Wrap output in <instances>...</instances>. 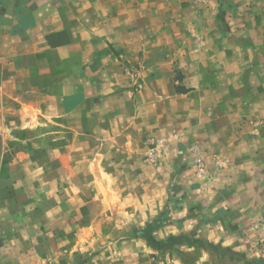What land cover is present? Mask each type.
I'll use <instances>...</instances> for the list:
<instances>
[{
  "label": "rangeland",
  "instance_id": "1",
  "mask_svg": "<svg viewBox=\"0 0 264 264\" xmlns=\"http://www.w3.org/2000/svg\"><path fill=\"white\" fill-rule=\"evenodd\" d=\"M254 1L255 23L264 31V6ZM228 12L226 6L220 15ZM221 20L224 30L228 22ZM192 25L197 28L198 21ZM214 39L220 46L236 43L229 55L235 69L224 62V54L220 58L204 51L187 54L205 62L194 72L204 74L210 80L206 87L217 91L219 84L212 80L230 78L244 107L263 105L264 76L255 67L262 55L250 46L256 38L242 34ZM204 40L211 42L212 37L177 36L173 44L178 46H172L195 50ZM102 55L118 69H77V99L62 102L73 115L60 117L59 125L28 117V124L20 127L21 118L13 115L8 119L12 125L0 127V264H264V155L248 150V159L238 165L234 159L243 156L230 158L229 146L216 149L202 132L211 128V99L198 108L179 102L187 113L151 100L152 79L158 75L145 69L149 56L140 53L128 61L132 54L124 57L111 48ZM181 55L172 54L177 94L185 91L175 64ZM141 91H147L144 97ZM150 112L156 118L166 112L178 122L162 130L155 120L148 128ZM262 121L258 117L251 124L259 128ZM2 144L8 149H1ZM53 144L62 146L61 165L70 177L49 181L46 174L34 179L26 169L46 172ZM44 189L53 195L42 197ZM52 205L58 215L71 218L60 223L57 232L66 233L69 243L57 255L51 253L56 242L44 247L39 235L45 228L57 234ZM7 208L10 215H5Z\"/></svg>",
  "mask_w": 264,
  "mask_h": 264
},
{
  "label": "crops",
  "instance_id": "2",
  "mask_svg": "<svg viewBox=\"0 0 264 264\" xmlns=\"http://www.w3.org/2000/svg\"><path fill=\"white\" fill-rule=\"evenodd\" d=\"M258 1L264 6V0ZM256 4L254 0H208L205 3L204 0H0V127L12 125L8 119L13 115L21 118L20 127L28 124V117L43 123L56 121L54 125H59L60 117L73 115L72 109L64 110L62 102L64 99H77V69H118L115 63L108 62L107 57L102 55L111 48L124 57L132 54L126 56L128 61L129 58L135 61L140 53L149 56L145 69L157 70L158 75L152 79L154 94H150L149 98L154 102L163 101L165 108L176 110L180 106L187 113L186 106L204 107L211 99V128H203L202 132L208 133L207 138L212 139L218 151L229 146L230 158L234 159L233 154L243 156L240 160L234 159L236 164L240 165L243 159H248L247 151L251 149L259 150V156H262L264 104L244 107L243 100L234 94L230 78L218 76L212 80L213 85L219 84L218 91L214 87L207 88L210 80L201 72H194L201 70L205 62L187 55L211 51L221 58L224 54L228 58L224 62H232L230 66L235 69L236 61H231L229 55L236 43L232 41L227 47L220 46L214 38L229 39L249 34L256 38L250 46L262 55L261 63L255 67L264 76V31L255 23L252 11ZM226 6L229 12L225 16L220 15L221 8ZM222 18L228 22L224 30L220 25ZM194 21H198L197 28L192 25ZM201 22L203 26L200 28ZM177 36L212 37V41L204 43V40L199 48L194 46L195 50L189 46L186 50L185 46L174 50L172 45L178 46L173 44ZM176 51L182 54L175 64L181 69L180 85L185 88L179 94L174 93L171 71L174 63L172 54ZM151 54L158 56L154 58ZM146 92L141 91L140 96L144 97ZM86 97L84 95V100ZM261 100L264 101V97ZM189 117L185 116L188 122L194 120ZM258 117L263 120L262 125L253 128L251 122ZM155 120L161 123L162 130L178 122H172L173 118L166 112L164 118H156V114L150 112L147 116L148 128L154 127L151 123ZM200 123H197L199 128L203 127ZM56 130L59 132V128ZM74 146L68 144L66 147L73 149ZM52 147V152L45 159L50 167L46 172L38 168L33 171L26 169L27 173L36 175L34 179L42 180L46 174V178L50 176L52 179L49 181L55 177L56 181L61 176L70 177L71 172L61 165L62 146L53 144ZM1 149L7 150L8 147L2 144ZM52 195L53 192L42 190V197ZM98 195L103 196V192L99 191ZM23 196L29 197L28 194ZM49 210L56 219L52 226L56 232L61 229L60 223L71 220L70 216L58 215L59 210L53 205ZM5 215H10L9 208L5 210ZM39 225L46 227L43 222ZM39 235L44 247L56 242L51 249L53 255L59 254L69 243L67 234L62 231L54 235L45 228ZM44 235H48V239Z\"/></svg>",
  "mask_w": 264,
  "mask_h": 264
},
{
  "label": "trees",
  "instance_id": "3",
  "mask_svg": "<svg viewBox=\"0 0 264 264\" xmlns=\"http://www.w3.org/2000/svg\"><path fill=\"white\" fill-rule=\"evenodd\" d=\"M178 92H179V90H178Z\"/></svg>",
  "mask_w": 264,
  "mask_h": 264
}]
</instances>
